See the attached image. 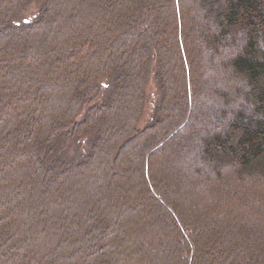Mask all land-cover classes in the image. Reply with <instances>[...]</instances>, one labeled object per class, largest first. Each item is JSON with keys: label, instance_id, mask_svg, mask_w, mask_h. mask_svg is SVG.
Segmentation results:
<instances>
[{"label": "trees", "instance_id": "obj_1", "mask_svg": "<svg viewBox=\"0 0 264 264\" xmlns=\"http://www.w3.org/2000/svg\"><path fill=\"white\" fill-rule=\"evenodd\" d=\"M169 61L179 74L171 88ZM152 64L160 95L150 114L144 81ZM39 68L51 72L33 77ZM22 79L34 83L27 99L20 93L27 106L10 99V84ZM0 91V226L17 222L0 231V264L19 257L63 264L66 248L54 230L36 239L18 226L43 199L56 222L70 205L73 214L84 209L69 187L79 199H100L104 214H113L109 197L121 203L118 226L96 219L99 233L121 243L83 247L86 264L95 249L99 264L132 261L122 255L129 243L139 252L135 263L171 264L154 209L171 225L176 256L194 244L178 256L182 264H200L204 255L211 264H262L239 231L262 247L264 0H0ZM32 114L40 117L30 123ZM147 132L120 152L125 138ZM125 193L155 205L136 209ZM130 212L146 216L141 229ZM227 224L238 232L221 234Z\"/></svg>", "mask_w": 264, "mask_h": 264}, {"label": "rangeland", "instance_id": "obj_2", "mask_svg": "<svg viewBox=\"0 0 264 264\" xmlns=\"http://www.w3.org/2000/svg\"><path fill=\"white\" fill-rule=\"evenodd\" d=\"M120 14L123 15V13H120ZM118 19H119V16H118ZM111 45L112 44H110V47H111ZM173 55H174V52L172 53V57H173ZM170 61H169V66L170 67L167 69V71L169 70L168 71V75L171 77L169 79V85H170L169 88L172 87L171 86L172 84L178 82V78H179V76H178L179 74L177 75L178 72H175L177 64L175 65L174 62H173L172 66H171V62ZM154 70H155L154 64H152L151 67H150V70H149L150 73L147 74V78H146L147 82L144 81L145 87H146V110L148 112H150V114L153 111L154 105L158 101V95H160L159 85L155 81V78H154ZM83 71L86 72L85 69ZM177 71H178V69H177ZM43 72H44V74H43ZM48 72H51V71H48L46 68H39V70L33 72L32 75H33V77H38V78L40 77L41 78V77H45V74L48 73ZM6 84H8V83H6ZM33 84L34 83H32V82L30 84H28V80H26V79H22L20 82L16 81L14 83L13 87H11V84H10V89H11L10 92L12 93V95H14V98L10 97V99L13 102H15L16 105L18 103V104L27 106L28 103L25 102V101H22L20 96H21V94H23V95H25V97L27 99L28 98V96H27L28 94H26V92L30 93L29 90L32 88ZM163 89L165 91H168V88H165V86L163 87ZM93 100H95V99H91V100L89 99V103H91ZM97 100H98V98H96V101ZM38 101H40V99H38ZM171 101H172V98H171ZM15 103H12V105H14ZM50 105H51V103H50ZM81 115H82V112H80L78 114V116H81ZM39 117L40 116H38V114H36V115L32 114L31 115V119L29 120L30 123L32 122V120L35 121V119H38ZM162 125L163 124H161V125L159 124L158 125V129L160 127H162ZM150 134H151L150 132H147V133L139 134L138 136H134V137H132L130 135V137H128L127 139L125 138V141L122 144H120V146H119L120 152H121V150H130V149H132V147H133L132 144H134L136 139H140L141 137H143V138L144 137H149ZM72 141L73 140H70L69 142H72ZM108 146H109V143H108V145L106 147L107 149H108ZM75 147L78 148L75 145L70 146V150L75 149ZM79 148H80V146H79ZM116 159L117 158H115V160ZM42 184H44L43 189H46L47 187H50L49 184L45 185L44 182ZM76 190L82 194V187L81 186L76 185ZM68 191H70V193L68 194V195H70V199H72V200L74 199L72 202L75 203V200H77L78 207H81V208H84V209H81L80 212L79 211L76 212L77 214H73L72 211L74 210L75 206L74 205L73 206L70 205L71 207H69V208H72V209H69V213L66 212V210H63L62 213H61L62 215H60V214L56 215V216H58V217H56L58 219V222H56L55 220L52 221V218L55 215L50 217V211L45 208L46 202L43 199L42 203L40 202L41 205L39 204V207H42V209L39 208V209L33 210V213L31 214L32 216L28 215L27 217L29 219H27L26 221H23L22 224L19 223L18 229L22 230V233H20V234H22L23 237L26 236L27 238H29V236H31V234L33 235V238H36V237H41V235L44 236V234L46 235L47 233H51V232L55 231V235L58 234V236L61 238L59 245L63 249L66 248V251H65L66 253L62 257L63 258V264H86L85 261H82V257H85V253H84L85 246L87 247V245H90V246L93 247L94 245H96V247H97L98 244L104 243V241H102L104 239L105 240L107 239L106 246H109V249L114 244H116L118 242H119V244L121 243L120 240H118V239H116V240L114 239L112 241L111 240L112 237H110L111 234H107V233H105V231L102 232V233H99L96 230V219L98 217H104L105 216L106 221H109V222L111 221L112 222V226H114V227H116V226H118L120 224V215H119L118 212L120 211L121 203L119 204L120 206H118V205L116 206V205H114V203H113L114 201L111 199V197H109L110 200L108 202H105V204H106L107 207L109 206L111 208L113 214L111 215V212L104 214L103 212H101L99 210L100 206L98 205L99 204L98 202L100 201V199L96 200L95 196H90L89 197L88 193H85V196H83V198L79 199L78 197H76L74 195L75 191H71L70 190V187H69ZM42 193H43L42 195L44 197L46 191L42 190ZM94 195H96V194H94ZM125 195L127 197V198L123 197L125 200H130V201L132 200V202H135L136 205L139 202L140 206L137 207L136 209L141 207L140 209L142 211H144V206L146 205L148 208H150L149 209L150 211L152 210V208L147 204L150 200L142 199L143 200V202H141L143 204L142 205L140 203L139 199H137L135 196L130 197L129 193H125L124 196ZM24 198L27 199V197H24ZM28 200L34 201L33 199L31 200L29 198H28ZM28 200H27L26 204H29ZM149 204H151V206H152V204H153V206L155 205L154 202H152V203L149 202ZM29 205L31 206V204H29ZM146 210H147V208H146ZM154 214L158 217L155 220L159 221L161 225L163 224L166 227V230H163L164 233H165L163 235V240L166 241V245L165 246L162 245V248H166V247L172 246V248H170L171 254H173L172 258L170 259L171 260V264H182L181 263L182 261L179 260L178 256H180V254L183 253L184 251L183 252L178 251V256H176V249L174 247V242H173V239H171L172 237L170 238V234L173 233V231L171 230L170 223H168V221L166 220L165 216L163 214L159 213L156 209H154ZM129 215L130 216H134V217L137 218V219L134 218L135 219L134 222L137 223V224L134 225L136 229H138L140 227V224H143L141 222V220L144 219V217H146V216H143L142 213H140V212H138V213L130 212ZM9 222L8 223L5 222L3 225H1L0 229H2V230H0V231L7 232V231H9L11 229V227L15 228L17 226V222L16 223H12V221H9ZM92 225H94V227H91ZM224 226L225 225L221 226L222 229L218 228L220 230L221 234L224 233V231H228V233H230V232H238L236 226L233 225V224H227V226L225 228H224ZM230 226H233V228L231 229ZM14 228H13V230H14ZM141 228L142 227H140L139 229H141ZM26 231L30 232V235L24 234V233H26ZM139 231L143 232V230H139ZM210 231H211V234H214V235L216 234V232H214L213 230H210ZM256 231H258V230H256ZM259 231H261V228H260ZM239 233L242 235V237L244 235L246 237V240L243 239V242H245V243H243V244H245V247H247V248H256L257 250H260L259 253L256 254L257 256L256 255L255 256L257 257V261L258 262L261 261V263L264 264V241L261 242V246L262 247H260L259 244H256V243H254L253 241L250 240V237L248 236L249 235V231L247 229H242V230L239 231ZM2 236L4 237L3 233L0 232V237H2ZM208 237H210V236H206V239H208ZM53 240H54V238H53ZM61 242H63V245L61 244ZM35 243L36 242L34 241V246H35ZM191 243H192V241H191ZM123 244L126 245L125 243H123ZM59 245L56 244V247H54V249H53V253L58 252V250L60 249ZM134 245H135L134 243H132V244L129 243L128 245L124 246V250L122 251V255L126 254L127 257H129L132 261H126V258H123L122 256L121 257L120 256H114V258L107 257V261L108 262L107 261H103V264H137V263H135V260H137L139 252H138V250H136ZM192 246L194 247L193 243H192ZM192 246H191V244L188 241V246H186L187 250L184 249L185 250L184 253L187 256L189 255V252L192 253V250H193ZM72 247H74L75 249L80 250V253H77L76 258L71 255L72 254V251H71ZM156 247H160V246L158 245ZM81 248L83 249V251H81ZM38 250H39V248H38ZM166 250H167L166 252L169 253L168 249H166ZM31 253L32 252L30 250L29 254H31ZM158 253L159 252L157 250V254ZM205 253H206V251L204 252V254ZM16 254H22V252L21 251L12 252V255L15 256ZM92 254H93V258H94L93 264H99V261L101 260V258L96 253V249H95V252L92 253ZM40 255H42V254H38V252L36 254H32L33 258L30 257V259H37L38 260V258L36 256L39 257ZM52 255L53 254H49V256L52 257V260H54V259L56 260V258L58 256H56V255L52 256ZM126 255H124V256H126ZM49 256L46 255L45 257H49ZM160 256H162V255L160 254ZM204 256H202L200 264H211V263H207L208 259L206 257L203 258ZM243 256H244L243 260L247 261V257H246L245 253L243 254ZM0 258H2L1 254H0ZM19 258L20 259L17 260L18 263H15V264H27L28 263L26 261V259H21V257H19ZM250 259H252V258H250ZM50 260L51 259L45 260V258H44V260L41 261L39 259L38 261L41 262V263L45 262V264H52V262ZM111 260H112V262H111ZM6 261H7L6 264H8L9 263L8 262V258L5 259V262ZM188 261H189V259L186 260L184 262V264H188ZM90 263H92V260L90 261ZM35 264H37V263H35ZM139 264H154V262L151 259L150 260L149 259H144L142 262H139ZM193 264H195V262Z\"/></svg>", "mask_w": 264, "mask_h": 264}]
</instances>
